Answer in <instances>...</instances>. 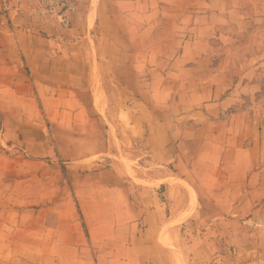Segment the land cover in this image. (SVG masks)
<instances>
[{"label":"crops","instance_id":"obj_1","mask_svg":"<svg viewBox=\"0 0 264 264\" xmlns=\"http://www.w3.org/2000/svg\"><path fill=\"white\" fill-rule=\"evenodd\" d=\"M72 20L0 13V264H264V44L244 46L264 0ZM197 215L213 234L189 255Z\"/></svg>","mask_w":264,"mask_h":264},{"label":"built area","instance_id":"obj_2","mask_svg":"<svg viewBox=\"0 0 264 264\" xmlns=\"http://www.w3.org/2000/svg\"><path fill=\"white\" fill-rule=\"evenodd\" d=\"M79 0H3L0 13L3 17L21 15L34 22L38 29L58 28L68 31L73 25Z\"/></svg>","mask_w":264,"mask_h":264},{"label":"rangeland","instance_id":"obj_3","mask_svg":"<svg viewBox=\"0 0 264 264\" xmlns=\"http://www.w3.org/2000/svg\"><path fill=\"white\" fill-rule=\"evenodd\" d=\"M260 32L264 34V29L260 30ZM259 42H263L264 44V39H260L259 36L254 34L244 40V46H246L248 49L253 47L256 48ZM180 197V201L178 200L175 202H178L179 207L185 205L186 208L188 203L187 196L180 195ZM184 213L185 214L182 216V218H186L188 216L186 210ZM204 224L205 221L197 215L196 219H191L187 223H183V225H180L179 228H177L174 232V235L177 237L180 243L179 247H182L186 254L191 255L194 251V246H198L200 240L203 242L204 238L212 236L213 232L208 231ZM183 260L185 261V264H188V258L186 256H183Z\"/></svg>","mask_w":264,"mask_h":264},{"label":"bare ground","instance_id":"obj_4","mask_svg":"<svg viewBox=\"0 0 264 264\" xmlns=\"http://www.w3.org/2000/svg\"><path fill=\"white\" fill-rule=\"evenodd\" d=\"M100 79V78H99ZM94 85V84H93ZM98 102V101H97ZM103 103V102H102ZM129 163V162H128ZM130 169V168H129ZM127 172V171H126Z\"/></svg>","mask_w":264,"mask_h":264}]
</instances>
